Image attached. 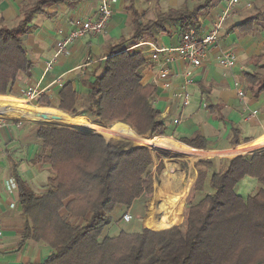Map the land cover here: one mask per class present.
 <instances>
[{
	"label": "trees",
	"instance_id": "obj_1",
	"mask_svg": "<svg viewBox=\"0 0 264 264\" xmlns=\"http://www.w3.org/2000/svg\"><path fill=\"white\" fill-rule=\"evenodd\" d=\"M58 1L24 0L18 25L12 29L0 27V100L18 73L27 72L32 66L22 37L34 15L47 12V6ZM128 1L134 31L128 39L121 38L109 47L107 58L100 64L101 72L88 81L90 103L85 110L78 109L79 93L72 81L62 85L57 106L46 95L36 103L73 116L83 113L108 124L123 122L136 133L150 137L169 136L161 111L151 102L157 87L145 82L141 72L149 63L148 57L142 49L128 50V41L138 44L155 39L156 33L172 20H179L185 29L197 26L199 15L212 6L213 0L191 9L170 8L147 22L142 21L144 14L135 7V0ZM263 20L264 11H259L232 24V28L249 33ZM251 60L264 71V54ZM243 77L253 96L264 94V72L245 71ZM232 132L231 145H240V131L233 127ZM36 137L39 152L32 162L49 166L53 175L38 192L17 172L14 175L24 220L18 248L28 240L53 248L52 254L39 264H264V153L248 152L227 159L220 170L216 168V157L196 162L186 234L155 251L151 243L156 236L149 233H167L181 224V202L189 183L178 199L179 206L168 212L165 198H169L160 188L166 177L163 170L156 182L157 192L159 185L163 196L158 194L156 201L169 215L180 216L175 221L159 216L152 199L155 162L149 144L146 145L150 148L131 147L124 140H108L103 129L87 133L67 125L39 124ZM182 141L187 145L178 140L196 148H206L209 142L203 135ZM163 165L159 160L157 172ZM247 176L263 186L244 197L236 186ZM149 189L143 216V231L149 233L122 230L114 236L104 235L113 211L120 205L130 208Z\"/></svg>",
	"mask_w": 264,
	"mask_h": 264
},
{
	"label": "crops",
	"instance_id": "obj_2",
	"mask_svg": "<svg viewBox=\"0 0 264 264\" xmlns=\"http://www.w3.org/2000/svg\"><path fill=\"white\" fill-rule=\"evenodd\" d=\"M23 1L0 0V27L4 26L12 29L18 25L20 5ZM186 1H182L183 6H188ZM205 1L207 0L202 3ZM128 2V0H116L112 4L113 15L103 33L87 34L76 39L68 45L65 52L59 55H56L57 42L67 37L77 27V21L96 19L99 0H60L51 4L47 6V12L34 15L22 37L32 66L27 72L20 71L18 73L16 80L9 88V92L0 100V264H39L43 263L53 252V248L49 245L33 240H28L21 249L18 248L24 220L20 216L18 189H9V180H16L14 173L17 172L23 180H26L38 192L39 188L46 184L48 177L53 175V171L49 166L39 167L40 165L32 162L39 152V144L37 141L26 140L27 135L30 133L29 128L22 127L18 123L5 122L1 119L52 126L48 124V114H56L62 110L53 109L54 107L47 109L36 102L27 103L24 98L18 96L24 95L29 88L38 87L44 89V95L52 97V95L59 93L62 85L67 81H72L75 87L79 84H85L83 86L85 87L88 81H91V78L94 77V74L100 71V64L104 61L103 58L107 57L109 47L118 43L121 38L128 39L131 36H123V28H121L124 14H126V18L130 17L132 22L131 12L127 9ZM226 2L227 0H213L212 6L199 15L198 25L194 26L198 36H205L209 32L222 15ZM258 2H261L258 7H262L264 0H242L226 19L219 42L209 48L202 65L194 70L195 81L188 88L191 93L189 105L184 107L182 100L177 96L183 83V73L188 66L177 58L176 53L160 54L158 60L151 59L143 68L144 81L152 84H154V77L159 67L165 66L169 70L170 86L165 88L160 83L154 84L157 91L153 96V101L154 105L161 111V117L165 120L166 125L170 124L174 128L173 132L169 134V136L172 135L171 137L175 136L177 138L174 141L183 142L182 139L191 140L197 135H203L209 140L208 146L197 149L215 151L214 148L210 149L212 148L210 146L211 141L215 140L222 130L227 129L228 133H231V137L226 144L220 142V147L225 148L229 143L231 145L232 129L234 127L240 131L241 144L245 143L244 141L247 138L252 139L248 145L241 146L238 153L258 152L254 150L247 151L250 145L256 146V150L264 151V110L260 105V102L263 103L264 101V94L255 97L249 91L250 93L247 92L246 96L241 98L234 87V81L242 74L239 69L243 68L246 71H251V67H256L251 60L252 57L264 54L261 50L264 44V32L258 33L256 31L258 25H256L251 32L242 33L232 28L230 21L238 16L241 10L252 11L255 8V3ZM135 7L141 14H145L137 7L136 0ZM259 11H264V7L258 8L252 14ZM143 17L142 21H144ZM241 20H237L233 24ZM172 21L167 22L165 27L156 33L155 39H145L144 41L153 42L162 47H176L179 45L187 29L179 20ZM115 39L116 41L119 39V41L116 42ZM136 44L131 40L128 41L130 47ZM134 49H142L150 58L151 51L147 45H140ZM226 50L233 51L237 58V64L234 68H224L219 64V57ZM88 58H91L92 61L87 65ZM247 61H251L250 65H247ZM203 96L209 100L207 108L210 111V116L199 113ZM192 106L193 112L189 113ZM222 107L228 110L227 116L224 114ZM251 111H256V115L252 119L246 120V113ZM175 120H179V122H175ZM236 124H239V126H236ZM257 125L260 126L262 133L257 132ZM189 146L186 147L190 149L193 147ZM233 151L236 150L231 148V153L228 156L232 157L238 154H233ZM154 162L155 171L153 172L155 176L159 172L156 170L158 164L155 159ZM45 174L47 175L45 181H41L42 184L36 186L38 180H43L42 176L44 177ZM190 186L191 184H188L187 194ZM128 210L130 208H125V212ZM113 223L106 227L105 232L108 230L106 235L114 236L118 234L119 228Z\"/></svg>",
	"mask_w": 264,
	"mask_h": 264
},
{
	"label": "rangeland",
	"instance_id": "obj_3",
	"mask_svg": "<svg viewBox=\"0 0 264 264\" xmlns=\"http://www.w3.org/2000/svg\"><path fill=\"white\" fill-rule=\"evenodd\" d=\"M182 1L183 0H181V1H174V0H136V3H137V7L141 11H143L145 13L144 17H143V20H144L143 22H147L148 20L155 19L158 16L159 12L160 13L166 12L171 7H175V8L184 7ZM203 1L204 0H187L186 3H187V5L190 8H192L195 4L202 3ZM125 4H126V1H125ZM260 4H261V2L255 3V8H253L252 11L241 10L239 12L238 16H236V17H234V18H232L230 20L231 24H233L237 20L243 19L244 17H246L248 15H252V13H255V11L258 10V8L264 7V4L262 5V7H258ZM172 22H175V21H172ZM121 28H123L122 29L123 30L122 34L125 37H128L129 35H131L133 33V31H134L131 19H130V17L126 18V14H124L123 25H122ZM256 31L258 33L264 32V20L262 21V23L260 25H258L256 27ZM263 40H264V36H263ZM115 41H116V39H115ZM118 41H119V39H117L116 42H118ZM261 50L264 52V44L262 45ZM250 63H251V61H247V65H250ZM239 70H241L242 74H244V72L246 71L243 68H240ZM142 71L143 70H141V72ZM251 71L264 72L263 70H261V69H259L257 67H255V68L251 67ZM100 72H101V69L96 74H99ZM242 74L237 79L240 80L244 84L245 92L247 94V92H249V90L247 89V85H246V82H245L244 77H243ZM94 79H95L94 77L91 78V80H94ZM84 85L85 84H79V85H77L75 87L78 90V93H79L78 109L82 110V111L85 110V108L90 103L89 98H88L89 87H88V84L85 87H83ZM18 97L19 98L28 99L27 96H26V93H24V95L18 96ZM50 99H51V103L57 106L56 103L59 100L58 94L57 95H52V97H50ZM22 101H24V100H22ZM33 101L37 102V100H33ZM208 103H209V100H207L205 98V96H203L201 98V104H200L201 110L199 111L200 114L210 116L209 115L210 111L207 108ZM23 104H25V103H23ZM260 105L262 107V110H264V101H263V103L260 102ZM192 108H193V106L189 109V113L193 112ZM222 110L224 111V114L227 116L228 110L223 108V107H222ZM76 116L77 117H84L86 119V121L88 123V130H83L81 128H75V129L80 130L82 132L91 133L92 131L97 130L99 128L100 130L103 129L105 131V133L109 136V138H107L108 140L115 138L113 136V132H114V129H115V126H114L115 122H114V124L112 123L113 125L112 124H108V123H106V124L105 123H101V122H99V119H90L89 117L85 116L83 113L80 114V115H76ZM89 119L92 120V121H90ZM1 120H4L5 122L18 123L22 127H28L30 133H29V135H27L26 140H29V141H32V142H34V141L38 142V139L36 137V131H37V128H38L39 124H34L32 122H27V121L10 120V119H1ZM108 125H111V126H108ZM236 126H239V124H236ZM257 126H258L256 128L257 132L258 133L259 132L262 133V130H261L260 126L259 125H257ZM200 127H204V126H200ZM173 129L174 128L172 127V125H170V124L167 125V133H168V135L173 132ZM247 133H248V131H247ZM171 136L172 135L165 136V137H170L173 140L176 138L175 136H173V137H171ZM157 137H164V136H157ZM157 137H150V139H156ZM216 137L217 138L215 140L211 141L212 144H210V146L212 147L210 149L214 148L215 151L225 150V149L227 150L228 149V150H230L228 152L231 153V148H233V150L237 151V152L236 151L232 152L233 154H235V153L240 152L239 150H241V146H245V145H248L250 143V142H247V143H242L240 145H232V146L229 143L228 146H225V148H221L220 147L221 146L220 142H225L224 144H226V142L231 137V133L230 132L228 133V130L225 129V130H222L221 134L217 135ZM115 140L127 141L126 139H122V138H120V139L119 138H115ZM129 143L130 142H128V144ZM130 144L132 146H135L133 143H130ZM141 145H143V144H141ZM255 147L256 146H251L250 145L247 148V151L248 150L256 151ZM150 150H151V153H152V155H153V157H154V159H155L157 164L159 163V160H162V162L164 163L162 171L159 172V173H156L155 176H154L155 177L154 178V194L152 196V199H153L154 203L157 206L158 215L164 217L165 219H167L169 221H173V220H175L178 217L179 214L177 216L176 215L175 216L174 215L173 216L169 215L167 213V211H165L164 208H161L159 203L156 201V199H157L156 197L159 196L158 194L163 196L161 194L160 189H159V185H158V192H157L156 182L160 181V176L162 175L163 170L165 171L166 159H168V156H167V154H162L161 152H156L152 148ZM255 153H264V151H258V152H255ZM247 154H250V153H247ZM233 157L234 156H232V157L230 155L228 156V154H226V155H223V154L222 155H217L216 156V168L218 170H220L225 165L226 160L227 159H231ZM202 158L205 159V157H202ZM208 158L210 159V157H208ZM176 159L177 160H174L172 162L175 165V177L177 178V181H179L181 183L184 182L185 184L186 183L191 184L187 196L181 202V208H180L181 210L180 211L182 212V220H181L182 222L177 228H175L174 230H172L170 232L160 233V234H153V233H149V232L143 231V227H144V217L143 216H144V213L146 211V199L148 197V194H149L150 189H151L152 186L140 198L135 200L133 206L130 207V210H128V212L133 217L131 221H126V220L123 219V214L125 213V208H126L125 206H121L119 208L117 207L115 209V211L111 214V223L114 222L116 224V226L119 228L118 233H119V231H122V230H124L126 232H129V233L141 231V232H146V233H149V234H152V235L156 236V238L151 243V249L155 250V251L166 247V245H168L170 243H173L174 241H177L180 238H183L185 236V234H186L187 219H188V212H189V201H190L192 193H193V186H194V182H195V179H196V176H197V168L195 167V163L198 162L201 159H199L197 161H191V159L189 157H187V156H180V157H177ZM205 160H208V159H205ZM39 167H41V166H39ZM43 167H45V166H43ZM153 171H155V169H153ZM42 178H43V180H41V179L38 180L36 186L37 185H41L42 182L45 181V179L47 178V175L45 174L44 177L42 176ZM178 178H179V180H178ZM259 186H263V184L260 183L256 178L247 176V177L243 178L241 181H239V183L236 186V191L239 194H241L242 196L247 197L249 195L254 194ZM39 189H41V188H39ZM165 200H166V203L168 205L166 209H170L168 212H171V211L173 212L174 210H176L174 208L178 207L179 204H180V201H181V200H171V199H166V198H165ZM169 205H170V207H169ZM106 232L104 231V235H106Z\"/></svg>",
	"mask_w": 264,
	"mask_h": 264
},
{
	"label": "built area",
	"instance_id": "obj_4",
	"mask_svg": "<svg viewBox=\"0 0 264 264\" xmlns=\"http://www.w3.org/2000/svg\"><path fill=\"white\" fill-rule=\"evenodd\" d=\"M115 1L116 0H99L97 18L94 20L87 19L77 21V27L67 37L57 42L56 55L65 52L68 45L76 39L82 38L87 34H101L107 28L112 18V4ZM241 2L242 0H227L222 15L205 36H198L197 30L194 27H190L184 32L180 44L176 47H162L153 42L143 41L129 47L128 50L134 49L140 45H147L151 51L150 58L148 57L149 62L151 59L158 60L160 54L169 52L176 53L177 58L185 62L188 66L183 73V83L177 93V96L182 100V104L185 107L191 102V93L188 88L195 81V68L202 65L203 61L207 57L209 48L219 42L226 19L232 14L234 8ZM106 58L107 57H104L103 60ZM91 61L92 59L88 58L86 64L88 65ZM219 64L224 68H234L237 64V58L233 51H223L219 57ZM169 77V70L165 66H161L156 71L154 84L160 83V85L167 88L170 86ZM234 87L237 90V94L241 98L246 96L245 86L240 80L237 79L234 81ZM42 95H44V89L42 88H29L26 91L28 100H38ZM151 102L154 104L153 98ZM254 115H256V111L247 112L245 119L250 120ZM175 122H179V120H175ZM8 184L9 189L11 190L17 188V182L14 179L9 180ZM132 218V215L128 211L123 214V219L126 221H131Z\"/></svg>",
	"mask_w": 264,
	"mask_h": 264
},
{
	"label": "bare ground",
	"instance_id": "obj_5",
	"mask_svg": "<svg viewBox=\"0 0 264 264\" xmlns=\"http://www.w3.org/2000/svg\"><path fill=\"white\" fill-rule=\"evenodd\" d=\"M25 102H34L33 100L25 99ZM48 124L49 125H67L73 128H81L83 130H88V123L84 117H73L69 113L64 111H58L55 113L48 114ZM115 129L113 136L115 138L126 139L128 142L133 143L135 146L141 144H149L152 149L156 152H161L162 154H167L168 159H166L165 179L160 182V188L171 200H178L183 194L185 184L177 181L175 177V165L172 161L177 160V157L187 156L191 161H196L199 158L211 157L210 152H196L192 149L174 141L170 137H157L156 139H150L147 135L146 138L151 140H144V142L139 139L137 133L126 123L116 122L114 124ZM153 141V142H152ZM177 175V174H176ZM179 175V174H178ZM187 176V175H186ZM179 180V178H178ZM184 180V179H183Z\"/></svg>",
	"mask_w": 264,
	"mask_h": 264
},
{
	"label": "water",
	"instance_id": "obj_6",
	"mask_svg": "<svg viewBox=\"0 0 264 264\" xmlns=\"http://www.w3.org/2000/svg\"><path fill=\"white\" fill-rule=\"evenodd\" d=\"M99 122H101V123H106L105 121H103V120H101V119H99ZM88 133V132H87ZM95 133H99V132H95ZM102 134V133H101ZM137 136H138V138L139 139H141V140H148V141H151V140H149V139H147L146 138V136L147 135H142V134H139V133H137ZM152 137H154V136H152ZM150 138V137H149ZM113 139H115V138H113ZM148 141H144V142H148ZM153 142V141H152ZM139 146H147L146 144H143V145H139ZM131 147H133V146H131ZM147 147H149V146H147ZM191 147V146H190ZM191 149H193L192 151H196V152H210V153H212L211 155H212V158H215L217 155H226V154H230V152H228V151H230V150H219V151H214V150H208V149H197V148H194V147H191ZM250 153H255V152H250ZM239 155H245V154H243V153H238L236 156H239ZM236 156H234V157H236ZM233 157V158H234ZM212 158H210V159H212ZM202 159H204V158H202ZM152 184H153V181H152ZM152 184H151V186H152Z\"/></svg>",
	"mask_w": 264,
	"mask_h": 264
}]
</instances>
